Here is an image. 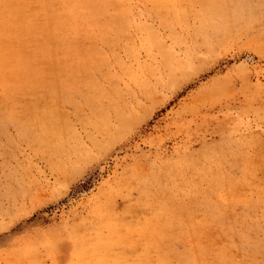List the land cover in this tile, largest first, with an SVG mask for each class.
I'll return each mask as SVG.
<instances>
[{
    "label": "rangeland",
    "instance_id": "obj_1",
    "mask_svg": "<svg viewBox=\"0 0 264 264\" xmlns=\"http://www.w3.org/2000/svg\"><path fill=\"white\" fill-rule=\"evenodd\" d=\"M0 264H264V0H0Z\"/></svg>",
    "mask_w": 264,
    "mask_h": 264
}]
</instances>
